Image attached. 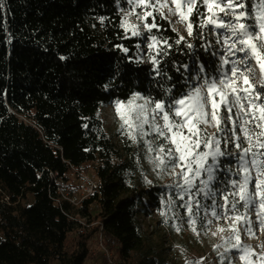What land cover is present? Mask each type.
I'll return each instance as SVG.
<instances>
[{"label":"trees","instance_id":"obj_1","mask_svg":"<svg viewBox=\"0 0 264 264\" xmlns=\"http://www.w3.org/2000/svg\"><path fill=\"white\" fill-rule=\"evenodd\" d=\"M125 6V0H0V264H85L89 236L98 230L105 247L116 245L112 264H166L139 214L156 210L172 227L180 222L177 212L187 216L181 206L187 195L181 200L180 189L149 179L129 139L117 129L116 143L98 113L137 94L179 98L201 67L211 81L221 64L195 9L193 35L179 44L180 34L153 11L158 27L150 34L161 42L148 50L143 31L133 36L121 26ZM219 159L216 174L224 169ZM89 167L96 187L74 207L65 184ZM76 213L98 225L71 243Z\"/></svg>","mask_w":264,"mask_h":264},{"label":"snow or ice","instance_id":"obj_2","mask_svg":"<svg viewBox=\"0 0 264 264\" xmlns=\"http://www.w3.org/2000/svg\"><path fill=\"white\" fill-rule=\"evenodd\" d=\"M127 2L132 5L133 10L126 15H136L137 20L148 33L158 27L155 22L156 17L153 15L155 11L163 19L177 17L175 23L183 25L188 36H192L193 22L190 17L194 9L196 16L202 18L198 27L211 25L213 31L226 30L227 34L217 35L216 43L221 42L222 35L224 55L220 56V60L224 65L231 64L228 69L231 75L224 72L209 81L200 75V72H203L201 67L195 74L194 80H203V83L199 85L190 83L188 91L182 93L179 98L170 96L165 101V99H146L137 94L128 102L127 115L120 112L119 104L117 112L123 121L121 128L127 125L130 129L128 135L134 143L137 142V135L134 134L137 131L141 138L155 134L153 140L145 141L148 152H156L155 157L150 156L149 160L154 162L158 169L170 168L169 174L178 178L175 187L180 189V192L177 195L181 200L185 195L190 196V200L181 205L187 209L190 216L193 213L191 190L196 187L194 180L207 173V179L200 180L203 187L196 188L197 194L203 193L215 204L217 194L220 193L225 201L220 207L237 213L228 217L231 221L228 230L236 241L232 247L241 252L240 259L245 260L252 253L250 248L242 247L240 244L239 225H246L245 232L253 234L252 221L247 214L250 208L255 211L260 225L264 227V159H261L264 157V151L256 150L264 149V91H258L251 83V78L256 75V67L251 62L255 61L260 74V88L264 89V0H260L255 5L253 15L245 11H237L245 8L242 0H127ZM136 7L144 11L140 14L135 13ZM201 8H205L207 14L201 12ZM218 13H222L223 16ZM148 17H152V23L147 22ZM223 17L230 19L226 21ZM249 19L253 23L241 22ZM121 26L129 27L127 21ZM130 27L133 36L142 35L139 25L133 24ZM173 31L177 29L173 28ZM150 39L152 43L147 45L149 48H154L161 42L156 35H151ZM184 40L185 37L180 35L175 43L179 44ZM163 43L167 44V40ZM187 47L191 48L192 45L188 44ZM237 53L243 55L235 60L228 58L236 56ZM152 62L159 63L155 57H152ZM168 91L170 93L171 89ZM138 99L143 100L144 103L136 104L135 101ZM145 125L150 132L145 130ZM209 128H214L215 132L209 133ZM217 133L224 134L225 146L231 143L234 152L226 153L221 150V139ZM157 140L165 143L154 148L153 144ZM225 155L235 161L236 169L232 172V176L237 178L228 180L223 189L213 190L209 186L210 182L217 179L215 173L221 167L219 158ZM209 157L213 161L212 164L208 163ZM177 168L180 171H177ZM228 170L231 171V168ZM180 180L183 182L180 183ZM228 184L231 185V191L228 190ZM237 204H241L245 211L239 212ZM196 207L198 210L199 201H196ZM212 216H217L215 210ZM190 223L195 232V219H191ZM217 231L224 232L226 229L219 228ZM261 259L264 260V256Z\"/></svg>","mask_w":264,"mask_h":264},{"label":"rangeland","instance_id":"obj_3","mask_svg":"<svg viewBox=\"0 0 264 264\" xmlns=\"http://www.w3.org/2000/svg\"><path fill=\"white\" fill-rule=\"evenodd\" d=\"M125 1L126 6L121 7V11L125 17V21H127V24L129 26L133 24L140 26L139 30L143 31V33L148 36V40L145 44L147 46L148 44L152 43L150 39L151 34L143 28V26L140 24V21L137 20L136 15H126L133 9L132 5H130L127 0ZM242 2L245 4V8L237 9V11H245L249 15H253L255 12V5H257L260 0H242ZM134 11L135 13L140 14L144 11V9L136 7ZM164 11L165 13H167L166 9ZM218 14L223 16L222 13ZM223 18L226 21L230 19V17ZM176 19L177 17H169L167 20L170 22L173 28L177 29V32L180 35L187 37L188 34L184 26L175 23ZM241 22L248 24L253 23L251 19L242 20ZM206 29L208 31L210 39L209 45L214 51L216 60L221 64V68L218 69L215 75L212 77V79H214L220 76L221 73L228 72V69L231 67V64L224 65L220 60V56L224 55L222 35L220 37L221 42L219 44L216 43L218 34L227 33L224 29H215V31H213L211 25H208ZM156 45L154 46V48L156 47ZM154 48H149L147 46L148 50H153ZM242 55V53H237L236 56L228 58L231 60H235ZM251 63L254 67H256V75L251 78V83L256 86L258 91H264V89L260 88V74L258 67L255 65V61H252ZM195 74L193 76V81L195 84L199 85L202 82L201 80H194ZM228 75H231V73L228 72ZM132 98L133 96L126 101L110 102L108 104L103 105L98 113L102 127L108 134L112 136L113 140L118 144L119 139L116 135V131L117 129H120L121 134H124L125 137L129 139L131 151L135 155L138 164L142 167V170L145 172V175L149 179L159 183L160 185L175 186V183L177 182L178 178L169 174L171 169H158L156 168L155 163L149 160L150 156L155 157L156 152H148L145 141L153 140L155 134H150L141 138L137 131L134 133L137 135V142L134 143L128 135L130 129H128L127 125H125L124 128H121V124L123 123V121L121 120L120 114L117 112V105H120V112L127 115L129 112L128 102L132 100ZM135 103L142 104L144 103V101L138 99L135 101ZM228 126L231 127V125ZM145 130L150 132V129L147 125H145ZM208 132H215V129L209 128ZM217 136L221 139L222 145L220 144V148H223L226 153L228 151H235L234 146L231 143H229L227 147L225 146L223 133H217ZM161 143L165 142L162 140H157L153 144V147L155 148ZM256 150L264 151V149ZM261 159H264V157H261ZM208 163H213L210 157L208 159ZM223 163L224 169L231 168V171L228 170L230 176L225 175L226 172L223 173V171H225L224 169L219 174L215 173L217 179L210 182L209 185L213 188V190H215L216 188L223 189L228 180L237 178L235 176H232V172H234L236 169V164L233 158L228 155H225ZM177 171H180V169L177 168ZM85 174L87 175V177H90L92 179L94 178L91 167L87 168ZM81 175H83L82 172H78L77 176L76 173L73 175L71 174L70 177L72 185L69 186V182L65 184L69 191L72 190L74 201L72 204L74 205V207L78 205V202L82 198L81 196L86 193L85 187L87 186L79 178ZM205 175H207V173H203L201 177L196 178L194 180V184L199 185V187H203V185L200 184V180H202V177H205ZM179 182L182 183L183 181L180 180ZM227 187L229 191L232 190L230 184H228ZM195 188L196 187H194L193 189ZM199 195L202 197H199ZM166 197L169 201V206L167 210L172 211L174 209V203L171 202L169 195H167ZM186 198L187 201L190 200L189 195H187ZM196 201H199L200 203V207L198 210L196 207ZM191 203L193 204L192 215H189L187 209L186 218H183V216L179 212H177V217L180 219V222L177 224H172V227L169 226V224L165 220V216L161 218L160 215H157L156 210H151V212L149 213L141 212L139 214V220L142 223V227L145 229L147 234L154 240L158 247V257L164 259L166 264H249V262L250 264H264V260L261 259V257L264 256V227L260 225L259 220L256 217L255 211L253 209L250 208L247 212L248 216L252 221L251 227L253 234H248L247 232H245L244 229L245 227H247L246 225H239L240 244L242 247L247 246L248 248H250L252 253L251 255L246 257L245 260H241L240 256L242 253L232 247V245L236 243V241L234 238H232L231 231L228 230L231 223L228 217L237 215V213L228 211L227 208L220 207V205L225 204V201L223 200V195L218 193L214 204L213 200L211 198H206L203 193L197 194L196 191L191 190ZM214 205H217L219 207V210L216 212V217L212 216V207ZM237 209L241 213L245 211L241 204H237ZM74 218L77 221L75 229L73 230L75 232L72 231V233H70L68 236V240L71 243L76 240L75 234L82 233L88 235L87 232H89L93 228V226L98 225L97 221L92 220L88 216H84L81 213H76L74 215ZM191 219H195L196 221L194 225L196 229L195 232L192 230L193 225L190 223ZM209 221H211V223H209ZM177 228H179V231H177ZM219 228H224L226 229V231L218 232L217 230ZM214 232H216L217 234L213 235ZM90 235L91 236H89L88 239L89 255L85 259V264H112L114 260H117V255L115 253L116 245H114L112 249L105 247L99 230L98 232H92ZM183 254H187V258H185Z\"/></svg>","mask_w":264,"mask_h":264},{"label":"built area","instance_id":"obj_4","mask_svg":"<svg viewBox=\"0 0 264 264\" xmlns=\"http://www.w3.org/2000/svg\"><path fill=\"white\" fill-rule=\"evenodd\" d=\"M84 183H85V185L87 186V187H85L86 188V193L83 195V196H81L82 198L85 196V195H88L91 191H92V189L94 188V187H96V182L95 181H93V180H91L90 178H88L87 176H85V175H81L80 177H79ZM60 182H61V180H60ZM65 191V189H63V187L62 186H60V192L64 195V197H67L66 196V192H64ZM72 203L74 202L73 201V196L72 197H67ZM81 198V199H82ZM80 199V200H81ZM80 202V201H79ZM79 202H78V204H79ZM102 226H100V228H101Z\"/></svg>","mask_w":264,"mask_h":264}]
</instances>
